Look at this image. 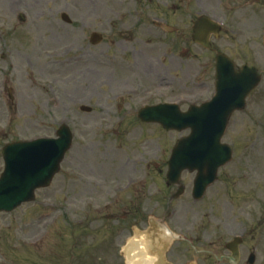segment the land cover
<instances>
[{"label":"rangeland","instance_id":"rangeland-1","mask_svg":"<svg viewBox=\"0 0 264 264\" xmlns=\"http://www.w3.org/2000/svg\"><path fill=\"white\" fill-rule=\"evenodd\" d=\"M1 1L10 11L16 3H37L39 12L52 7L47 15L58 18L65 11L73 22L40 24L41 36L51 31L55 42L34 35L35 22L21 28L30 33L32 49L26 41L15 49L23 67L12 72L14 109L0 99V174L8 142L55 136L61 122L74 140L52 184L39 189L34 201L0 215V264H125L122 248L134 238L132 220L147 219L140 206L151 210V218L168 210L167 197L160 199L165 161L175 142L189 134L143 123L136 112L146 102L184 96L181 106L187 109L190 101L208 98L211 87L196 84L209 81L214 53L190 39V20L202 8L228 28L217 49L238 65L252 61L264 72V0H56L52 6L46 0ZM147 14L167 16L178 35L166 36ZM93 31L105 36L99 45L89 41ZM75 56L87 61L81 64ZM69 59L72 68L64 69ZM127 88L144 91L129 98ZM4 98L9 103L7 92ZM82 105L92 111H82ZM222 141L233 148V161L202 202L192 203L196 173L182 175L188 196L174 202L179 212L169 223L184 238L169 255L180 264H230L226 244L241 234L246 241L239 264L252 246L257 264H264V85L232 118Z\"/></svg>","mask_w":264,"mask_h":264},{"label":"water","instance_id":"water-1","mask_svg":"<svg viewBox=\"0 0 264 264\" xmlns=\"http://www.w3.org/2000/svg\"><path fill=\"white\" fill-rule=\"evenodd\" d=\"M200 25L201 27H214L217 30V27L208 23L206 19H202ZM196 32V39L205 42L202 40V32H198V30H196ZM218 72L219 96L217 100L220 103L223 101L226 105L224 104L223 109L215 113V117H209L208 115L209 118H206L209 112V110L206 109H198L197 111H192L190 114L180 115V118L190 122L185 121V124L180 122L177 128H181L183 125L185 127L191 125L193 127V133L189 138L179 142L173 151L171 161L169 162L170 171L168 173L171 179L178 178L181 171L186 168L182 165L176 167L174 166L175 163L178 162L182 164L185 160L188 161L187 167L190 169L198 167L200 173H204L199 166L189 163L190 158L187 154L186 156L182 154L186 149H189L188 153L194 156L199 149V146H197L198 143L195 145V141L200 135V130L196 122H191L194 118L199 119L204 127L202 145H200L201 151L203 153L205 152L203 159H209L211 162L210 164L207 163V165L204 164L205 166H202V168L207 166L208 172L212 170V172H214L215 167L228 158V149L219 145L221 134L223 133V129L231 111L238 106V101L243 99L247 90L253 87L258 79H256L254 74L249 70H244L240 75L234 74L231 70L227 71V64L222 59L218 60ZM247 81H250V85L244 89H239V87L242 88ZM227 83V99L233 101V103L225 100L226 96L223 94ZM209 109L212 111L214 107L210 106ZM148 110L152 111L154 108L151 107L148 108ZM157 117L160 119L158 115ZM142 118L145 119L144 116H142ZM205 118L206 120L204 122ZM59 133L62 136V139L59 141L41 140L38 144L22 142L6 146V151L4 153L6 172L0 181V209L9 210L23 201L32 199L36 187L49 183L52 175L58 169L59 161L71 142V135L68 129H62ZM182 158L183 160H180ZM47 159L50 161L49 163H47Z\"/></svg>","mask_w":264,"mask_h":264},{"label":"bare ground","instance_id":"bare-ground-1","mask_svg":"<svg viewBox=\"0 0 264 264\" xmlns=\"http://www.w3.org/2000/svg\"><path fill=\"white\" fill-rule=\"evenodd\" d=\"M199 140H200L199 138L196 139V141H199ZM188 151H189V149H186V151H184L182 154H185V156H186V154H188ZM48 158L51 160V158L49 156H48ZM180 160H183V158ZM180 165L187 167L188 161L185 160V162L182 164H179L178 162H176L174 166L178 167ZM163 241L166 242L165 236L163 238V235H162V242ZM162 242H158L156 244H153V243L151 244L148 241L144 242L143 245L136 251V253L148 255L150 257L157 256L159 252H160L159 255H162V252H161L162 247H163ZM132 247H133V241H131L128 244L127 249H126V255H127L128 260H130V258H131L130 253L132 251ZM135 247L138 248V245L136 244ZM132 264H152V260L150 258H145L144 261L143 260H136V261H133Z\"/></svg>","mask_w":264,"mask_h":264},{"label":"flooded vegetation","instance_id":"flooded-vegetation-1","mask_svg":"<svg viewBox=\"0 0 264 264\" xmlns=\"http://www.w3.org/2000/svg\"><path fill=\"white\" fill-rule=\"evenodd\" d=\"M0 4H1V6H2V13L5 15V16H7V14L10 12V13H14V14H17V11H16V9L15 10H12V11H10V10H8V8H7V6L0 0ZM245 239L243 238V240H242V245H241V247H240V250L242 249V246L245 244ZM172 248V247H171ZM169 255H170V251H169ZM180 264V263H179Z\"/></svg>","mask_w":264,"mask_h":264}]
</instances>
